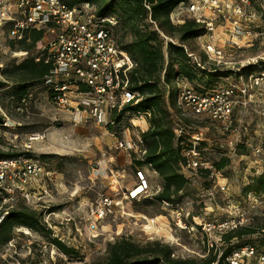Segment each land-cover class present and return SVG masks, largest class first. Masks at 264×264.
<instances>
[{
  "label": "rangeland",
  "instance_id": "obj_1",
  "mask_svg": "<svg viewBox=\"0 0 264 264\" xmlns=\"http://www.w3.org/2000/svg\"><path fill=\"white\" fill-rule=\"evenodd\" d=\"M252 10L255 16L244 21L258 33L257 36L228 44L227 31L218 29V45L224 49L223 60L227 64L210 59L199 37L187 42L188 48L207 67L228 66L235 70L244 66L251 68L240 70L241 74L235 72L224 76L216 82V87H219L235 80H246L251 86L252 96L247 105L236 108L230 130H226L220 122L210 125L206 120L192 124L188 129L195 131L203 128L204 139H207L204 156L209 160L220 158L222 151L231 152L233 156L225 172L221 173L224 177L213 180L199 173L190 178L183 200L193 210L194 218L201 223L230 214L232 209L223 206L226 195L236 201L232 203L239 204L249 212V222L264 210V199L252 202V198L243 193V187L249 182L250 176L264 169V79L260 82L254 80L255 76L264 71V0H253ZM148 23L150 27H155L151 21ZM122 35L120 30V39ZM161 36L166 43L170 40L178 41L162 33ZM129 40L131 35L127 33L124 41ZM19 58L12 51L2 49L0 66ZM249 70L251 73L248 74ZM0 78H4V75H0ZM165 88L168 93L169 86L165 85ZM11 99L8 86L0 88V111L6 116L3 124H0V148L3 151H24L27 133L48 131V137L36 142L35 148L46 167L53 171L51 178L46 181L50 196L45 201L31 204V208H36L43 215L50 211L57 214L46 216L52 223V227H48L51 233L16 225L11 240L0 241V264L104 263L108 257L109 242L122 235L142 244L161 240L173 247L174 257L202 259L208 255L205 245L210 242L214 232L209 236L202 231L203 225L192 232L177 229L172 212L163 209L158 201L151 199V195L137 200L124 198L99 222L97 230H92L86 221L88 210L100 192H107L119 199L114 191L118 181L124 183L134 177L138 165L135 164L136 154L120 144L134 138L137 128L146 130L149 127L150 115L143 113L146 111H141L143 114L135 110L127 111L124 122L109 130L94 119L77 122L71 112L53 103L50 91L44 85L34 87L22 107L11 102ZM3 102L6 106H3ZM143 119H146V123ZM134 122L140 125L143 123L144 126L138 127ZM258 146L262 152H257ZM43 154L48 156L43 157ZM149 167L144 166L153 180V190H156L161 180L159 175H153ZM184 172L189 174L186 170ZM218 180H228L225 193L218 187ZM143 215L158 217V233L145 228ZM255 221L261 220L255 218ZM213 235L218 238L216 234ZM258 236L261 234L252 237L256 239L255 243L261 238ZM53 237H59L67 245L75 247L77 255L63 252L53 243Z\"/></svg>",
  "mask_w": 264,
  "mask_h": 264
},
{
  "label": "built area",
  "instance_id": "obj_2",
  "mask_svg": "<svg viewBox=\"0 0 264 264\" xmlns=\"http://www.w3.org/2000/svg\"><path fill=\"white\" fill-rule=\"evenodd\" d=\"M253 16L252 0H185L171 12V18L176 23L184 22L186 17L203 23L205 32L199 38L206 53L210 59L224 64L227 61L223 60L224 49L218 45V29L227 31L228 44L251 39L258 33L244 20ZM116 24L117 19L113 16H97L91 3L70 6L63 0H0V51H12L20 56L21 61L28 51L12 50L7 40L18 42L29 38L31 30L43 29L45 35L37 42L34 57L36 61L52 63L46 84L52 91L53 103L71 112L77 122L94 119L103 126L115 128L126 118L124 107L127 104L135 106L142 99L140 92L131 88V70L136 62L118 45L114 34ZM263 79L264 71L254 80L260 82ZM247 83L246 80H235L204 93L197 91L187 79H181L177 106L186 115L198 119L209 117L230 130L236 108L247 105L252 96L251 86ZM136 113L151 115L147 111ZM134 125L137 124L134 122ZM127 129L130 130L129 127ZM202 129L193 133L192 145L185 151L184 169L189 174L185 173L191 178L192 175L208 171L211 179H219L223 175L204 156L203 149L198 145L204 139ZM143 131L137 128L134 138L120 144L131 149L138 159H143L147 153ZM176 132L181 135L184 127H177ZM47 137L46 130L29 132L22 154L0 157V223L17 200L23 199L31 205L50 196L46 181L53 171L46 167L35 148L36 142ZM256 150L262 152L260 146ZM147 166H150L154 176H158L156 169L150 164ZM152 181L147 169L137 165L132 180L124 183L118 181L114 191L119 199L107 192H100L88 210L86 221L89 227L97 230L99 222L124 198L137 200L160 192L162 184L159 183L158 188L153 190ZM218 187L223 192L227 191L228 180H218ZM251 198L252 202L261 201L260 197L254 195ZM232 202L236 203L230 198L226 203L227 208L232 209L230 214L203 222V232L208 235L214 232L212 236L209 235L210 246L220 241V234L224 231L249 223V212ZM187 204L184 200L161 202L163 209L172 212L177 229L192 232L198 230V225L190 219L194 214ZM52 213L57 214L50 211L47 215ZM47 215L44 212V219L52 227ZM142 217L146 229L157 233L160 231L157 216ZM227 260L228 264H264V252H258L255 246L249 244L234 249Z\"/></svg>",
  "mask_w": 264,
  "mask_h": 264
},
{
  "label": "trees",
  "instance_id": "obj_3",
  "mask_svg": "<svg viewBox=\"0 0 264 264\" xmlns=\"http://www.w3.org/2000/svg\"><path fill=\"white\" fill-rule=\"evenodd\" d=\"M63 1L70 6L91 3L95 6L97 16H113L117 19V24L114 26L116 41L136 62V66L131 70V88L139 91L142 96L138 104L135 106L127 104L123 111L135 110L151 113L149 116L150 125L147 130L142 132L147 153L143 159H138L136 155L135 164L141 167L150 164L158 172L162 189L152 195L151 199L160 204L163 200L175 202L185 199V193L191 180L184 172L185 151L192 145V135L199 128L195 131L188 129L192 124L204 120L208 121L210 125L218 122L209 117L198 119L186 115L177 106L180 80L187 79L197 91L205 93L217 88L218 79L230 76L235 72L241 74L240 70L246 71L251 68L244 66L235 70L220 66L207 67L195 52L188 48L187 42L190 39L198 38L204 34L205 25L191 17H186L182 23L172 21L171 12L185 0ZM148 21L155 24V27H150ZM120 30L123 33L121 39L118 36ZM127 33L131 35V40L126 42L124 36ZM161 33L172 37V39L177 38L178 41L170 40L166 43ZM44 35L43 29H33L30 31L29 38L18 42L7 40V45L12 50L28 51V55L21 61L15 59L3 67L0 66V75H4V78H0V88L8 86L11 102H15L18 107L23 106V102L29 97L31 90L39 85H44L49 89L52 97L50 86L46 84L52 63L36 61L34 57L37 53V42ZM247 72L251 73L250 70ZM165 85L169 86L168 93H166ZM3 106H6L5 102H3ZM5 117V114L0 111V124L4 122ZM179 126L184 127V133L181 135L176 132V128ZM109 128L114 129L111 126ZM206 140L202 139L198 142L203 153L206 150ZM237 146H239L238 143ZM23 152L18 150L3 151L0 148V157L17 156ZM42 156H48V154ZM232 159L231 152L222 151L220 158L211 161L217 171L224 173ZM201 173L210 178L208 171ZM243 193L246 197L254 195L264 199V169L250 176L249 182L243 187ZM229 199L230 196L226 195L223 206ZM255 218L261 221L257 222ZM190 219L195 221L198 226L203 225L194 218V215ZM16 225L27 226L35 230H46L51 233V228H48L43 213L36 208H31V205L23 199L17 200L11 206L9 213L0 223L1 242L11 240ZM258 233L261 234L258 236L261 238L255 243L256 239H252V237ZM220 237V241L215 242L214 246L205 245L209 252L207 256L197 259L174 257L173 247L161 240L142 244L129 236L122 235L109 242L108 257L104 263L86 264H213L214 262H216L215 264H228L227 258L236 248L250 244L255 246L258 252H264V210L260 215L254 216L252 222L226 230L220 234ZM52 241L66 254L77 255L78 250L67 245L59 237H53Z\"/></svg>",
  "mask_w": 264,
  "mask_h": 264
},
{
  "label": "crops",
  "instance_id": "obj_4",
  "mask_svg": "<svg viewBox=\"0 0 264 264\" xmlns=\"http://www.w3.org/2000/svg\"><path fill=\"white\" fill-rule=\"evenodd\" d=\"M139 112H141V111H139ZM136 120V119H135ZM140 121H142L141 119H139ZM144 121H145V123H146V119H143ZM140 126V127H143L144 125H143V123H141V125L140 124H137V126ZM109 130H110V128L109 127H107ZM140 129V128H139ZM141 129H143V128H141ZM148 129V127H146V130ZM143 130H145V129H143ZM150 168V167H149Z\"/></svg>",
  "mask_w": 264,
  "mask_h": 264
}]
</instances>
